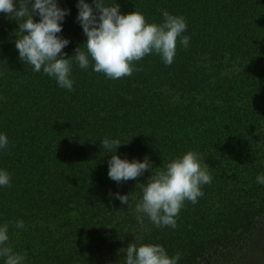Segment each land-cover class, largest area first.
I'll list each match as a JSON object with an SVG mask.
<instances>
[{
	"label": "trees",
	"instance_id": "1",
	"mask_svg": "<svg viewBox=\"0 0 264 264\" xmlns=\"http://www.w3.org/2000/svg\"><path fill=\"white\" fill-rule=\"evenodd\" d=\"M57 3L69 10L58 36L69 41L64 58H72L77 47L86 52L78 0ZM104 3L118 4L122 15L140 12L148 23L162 24L161 10L182 16L189 45L178 39L170 66L150 54L120 79L94 72L90 57L86 70L73 59L68 91L21 61L15 41L22 21L0 13V134L8 139L0 170L11 178L10 187L0 186L6 246L25 255L24 264H92L142 228L137 246L180 253L178 264L234 249L264 217V184L256 182L264 175V0ZM105 138L120 140L117 152L102 148ZM189 151L209 167L204 195L185 201L175 229L147 216L138 223L141 184ZM114 154L129 162L147 157L153 169L117 183L108 176ZM116 194L129 195L128 204ZM118 259L126 264V253Z\"/></svg>",
	"mask_w": 264,
	"mask_h": 264
},
{
	"label": "clouds",
	"instance_id": "2",
	"mask_svg": "<svg viewBox=\"0 0 264 264\" xmlns=\"http://www.w3.org/2000/svg\"><path fill=\"white\" fill-rule=\"evenodd\" d=\"M93 2L95 8L85 3V0H78L77 21L87 37L84 45L86 52L77 47L72 58H64L67 54L62 50L69 41L58 36L69 10L61 9L57 0H34V3L32 0H19L18 7L13 0H0V13L22 21L18 23L21 36L15 41L21 61L30 64L37 73L42 70L68 91L73 90L74 82L70 79L73 59L81 69L86 70L90 57L94 61V72L103 73L109 79H120L139 71V68L134 67V62L150 54L159 55L164 64L170 66L176 55L178 39L185 48L189 45L190 38L182 35L187 30L182 16L161 10L164 22L148 23L140 12L122 15L116 3L106 6L104 0ZM36 14L39 15V22H34ZM121 145L119 139L105 138L101 142L102 148L107 151L115 149L117 152ZM7 147V136L0 134V149ZM108 168L109 178L117 183L136 180L145 171L153 169L147 157L144 162H129L116 154L111 155ZM208 169L198 153L189 151L173 159L164 169L151 174L147 184H141L142 199L135 208L138 223L143 224V217L147 216L157 227L170 226L175 229L176 218L185 201L196 204L198 198L204 195L202 186L211 184L212 176ZM10 179L7 171L0 170V186L10 187ZM256 182L264 184V175L257 176ZM116 198L122 204H128L129 195L116 194ZM15 226L23 229L24 222L18 220ZM8 230L7 223L0 226V258H4V264H24L26 256L14 253L10 246H6ZM122 251L126 253V264H178L181 259L180 253L170 257L163 246L153 244L137 246L135 242Z\"/></svg>",
	"mask_w": 264,
	"mask_h": 264
},
{
	"label": "rangeland",
	"instance_id": "3",
	"mask_svg": "<svg viewBox=\"0 0 264 264\" xmlns=\"http://www.w3.org/2000/svg\"><path fill=\"white\" fill-rule=\"evenodd\" d=\"M176 101L177 99L173 98V102ZM143 234L142 228L129 231L120 246L92 264H121V260L118 259L121 250L137 242ZM193 264H264V217L256 224L252 233L234 249L221 251L213 256L199 257Z\"/></svg>",
	"mask_w": 264,
	"mask_h": 264
}]
</instances>
